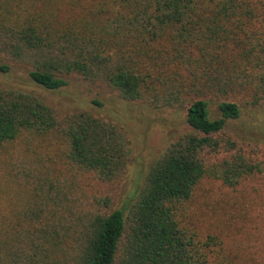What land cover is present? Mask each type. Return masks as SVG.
Returning a JSON list of instances; mask_svg holds the SVG:
<instances>
[{
  "label": "trees",
  "instance_id": "trees-1",
  "mask_svg": "<svg viewBox=\"0 0 264 264\" xmlns=\"http://www.w3.org/2000/svg\"><path fill=\"white\" fill-rule=\"evenodd\" d=\"M16 68L27 85L79 77L183 108L189 129L118 203L128 150L114 123L0 89V264H239L197 192L261 170L228 121L264 99V0H0L7 87Z\"/></svg>",
  "mask_w": 264,
  "mask_h": 264
},
{
  "label": "rangeland",
  "instance_id": "rangeland-1",
  "mask_svg": "<svg viewBox=\"0 0 264 264\" xmlns=\"http://www.w3.org/2000/svg\"><path fill=\"white\" fill-rule=\"evenodd\" d=\"M5 75L0 73V89L32 90L33 95L63 113L89 110L121 130L128 160L126 172L117 185L118 203L136 188L169 142L189 129L185 109H156L143 102L126 101L103 84L71 77L64 87L54 91L32 81V85L23 84L26 72L16 68L14 80L20 78V82L7 87L13 79L7 80ZM239 105L241 114L228 121V130L239 141L244 154L259 162L261 170L235 189L207 182L197 192L200 198L197 201L205 210V225L221 236L223 246L236 256L237 263L252 264L264 259V99L258 104L242 100Z\"/></svg>",
  "mask_w": 264,
  "mask_h": 264
}]
</instances>
